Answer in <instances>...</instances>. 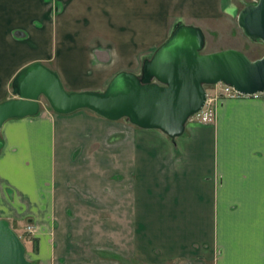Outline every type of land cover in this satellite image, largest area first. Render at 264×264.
<instances>
[{"label": "crops", "instance_id": "1", "mask_svg": "<svg viewBox=\"0 0 264 264\" xmlns=\"http://www.w3.org/2000/svg\"><path fill=\"white\" fill-rule=\"evenodd\" d=\"M239 11L229 0H0V28L39 23L17 52L0 38V103L31 63L67 91L101 92L120 72L139 75L177 24L199 27L206 43L205 29L212 37ZM9 55L22 61L11 74ZM125 120L41 104L3 124L0 219L32 227L26 259L264 264V98L224 100L212 124L187 122L174 139Z\"/></svg>", "mask_w": 264, "mask_h": 264}, {"label": "water", "instance_id": "2", "mask_svg": "<svg viewBox=\"0 0 264 264\" xmlns=\"http://www.w3.org/2000/svg\"><path fill=\"white\" fill-rule=\"evenodd\" d=\"M244 7L237 24L251 41L264 43V0ZM199 27L178 24L143 65L141 75L116 74L101 91H67L58 74L40 62L22 68L11 82L13 98L0 103V129L10 119L34 117L41 98L57 115L88 110L108 120L158 130L170 139L184 133L189 118L205 102V87L219 83L244 96H264V55L249 60L228 49L201 54ZM0 264H31L9 223L0 219Z\"/></svg>", "mask_w": 264, "mask_h": 264}, {"label": "rangeland", "instance_id": "3", "mask_svg": "<svg viewBox=\"0 0 264 264\" xmlns=\"http://www.w3.org/2000/svg\"><path fill=\"white\" fill-rule=\"evenodd\" d=\"M229 2L232 5L233 4L234 5H239L240 6V11L244 7H246V6L250 5V4H255V1H252V0H229ZM55 14H57V13H55ZM51 16H52V14H51ZM179 24H182V23H179ZM218 25H219V27L214 30L216 32H214L212 34V37H211V35L209 33V30L205 29L207 41H206V43H205V45H204V47H203V49L201 51V54H210V53H214V52H219V51L225 50L223 48H225L227 46H232V47L234 46V47L242 48V51H239V52L244 54L249 60L258 59V58H261L264 55V43L263 42L245 40L243 38L245 34H243V31L241 30V28L237 24V17H234L233 19L232 18L228 19V18L224 17V19ZM38 26H39V23L37 21H34V23H32L31 27H25V28H16V27L0 28V38L2 37V39L4 40V38H5L4 36H7L8 42H9L10 51L11 52L12 51H16L17 49H22L23 47H26L25 39H27V35L29 33L34 32L35 30H39ZM175 27H172L170 29V34L175 29ZM246 39H249V38H246ZM248 41H251V42H248ZM0 42H2L1 46L4 49V45L6 43H3L4 41H1V40H0ZM218 48H219V51H215ZM0 53H3L4 55L6 54L2 50H0ZM8 60H9V63H8V72H9V74L14 72V70L16 68L18 69V68H20V66H22V61L19 60L18 57H14L13 58V57H11L9 55L8 56ZM18 65H20V66L17 67ZM140 75H141V73L139 74V76ZM210 88H211L210 86H206L205 87V89L207 91H209ZM41 104H42V107H46L47 109L51 110L49 105H48V103H47V101L44 98H41ZM125 121H127V119ZM189 122H191V121H189ZM191 123H193V122H191ZM23 221L25 223L26 219H24ZM11 229L16 233V235L19 237V239L23 243V245L25 247V257H27L26 245H28V241L31 240V235L29 234V232H27V230H19L13 223H12ZM103 255L104 254H102V256ZM104 256H106V258L109 257L108 254L104 255ZM135 264H138V263H135Z\"/></svg>", "mask_w": 264, "mask_h": 264}, {"label": "built area", "instance_id": "4", "mask_svg": "<svg viewBox=\"0 0 264 264\" xmlns=\"http://www.w3.org/2000/svg\"><path fill=\"white\" fill-rule=\"evenodd\" d=\"M254 1V0H252ZM210 90L207 91L205 89V102L203 107L199 112L192 115L188 122L191 121L193 123L201 124V125H210L213 123L215 116H216V109L218 105L228 99H238L244 98L249 96L241 95L240 93L236 92L232 87L219 83L213 86H210ZM252 97H263L261 94H256ZM27 232H32V227H26Z\"/></svg>", "mask_w": 264, "mask_h": 264}, {"label": "trees", "instance_id": "5", "mask_svg": "<svg viewBox=\"0 0 264 264\" xmlns=\"http://www.w3.org/2000/svg\"><path fill=\"white\" fill-rule=\"evenodd\" d=\"M155 51H156V50H155ZM148 60H149V59H148ZM148 60H146V61L144 62V64H145ZM144 64H143V65H144Z\"/></svg>", "mask_w": 264, "mask_h": 264}]
</instances>
